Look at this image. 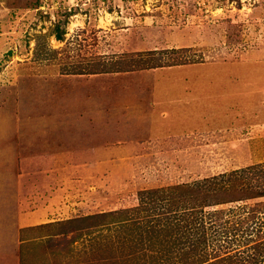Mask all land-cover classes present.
Masks as SVG:
<instances>
[{
	"label": "rangeland",
	"instance_id": "rangeland-1",
	"mask_svg": "<svg viewBox=\"0 0 264 264\" xmlns=\"http://www.w3.org/2000/svg\"><path fill=\"white\" fill-rule=\"evenodd\" d=\"M46 137L140 146L49 165ZM261 194L264 0H0V219L31 216L22 264H264Z\"/></svg>",
	"mask_w": 264,
	"mask_h": 264
},
{
	"label": "crops",
	"instance_id": "crops-1",
	"mask_svg": "<svg viewBox=\"0 0 264 264\" xmlns=\"http://www.w3.org/2000/svg\"><path fill=\"white\" fill-rule=\"evenodd\" d=\"M86 75L89 76H95V75H99L95 72H91L88 74H73V75H63L62 78L63 79H70L72 78H85ZM68 76V77H65ZM71 76V77H70ZM89 80H87V83H85L87 86L89 84L88 82ZM85 85V87H87ZM102 91H98L96 92V90H93L92 88H89V90L85 89L83 91H81V95L80 96H86V97H100ZM75 95H79V94H75ZM155 95H149V101L151 102V100H154V102H156V96ZM129 97V96H127ZM130 96V99H128V103L127 106L129 107V103L131 105V103H133L134 101V97ZM132 98V99H131ZM154 98V99H153ZM139 100H141L142 98H139ZM99 100V98H98ZM157 103V102H156ZM149 104V103H148ZM137 105H141V104H137ZM134 106V105H133ZM84 108H82V110L79 111V119H81L82 117H84V113H83ZM138 110H141V108H139ZM138 114H133L136 117H140V119L146 120V116H144L145 114H143L142 112H137ZM165 113V112H164ZM165 115V114H164ZM131 116V114H130ZM129 116V117H130ZM93 118V117H92ZM135 118V117H134ZM134 120H138L137 118H135ZM83 121H88L89 120H83ZM54 130H50L48 129V132H52ZM55 132V131H54ZM55 138V137H53ZM70 139H78V135L77 137H69ZM54 140V139H53ZM43 143L46 145V148L48 149L47 151L44 150L43 152H38L36 153L35 160H38V162H41L43 160V162H46L49 165H52L53 163L56 164H65V163H69L71 161H73L75 158L78 161H85L86 158L91 159V161H97L98 160H102L103 158V152H105V154L107 152H109L110 156L109 157H114V158H119L121 157L120 154L118 153V151L120 152H132V150L135 149L136 146H140V141L139 140H133L130 139L128 140V142L125 141H121V139H118V142H122V143H116V141H113L112 143H106L105 145L102 144H98L95 146H92L89 150H86L84 148H75L71 150H67L66 148H60L58 146V144L56 145V143L51 142V137H46L45 140H42ZM125 142V143H124ZM51 149V150H50ZM72 152V153H70ZM116 152V153H114ZM70 153V154H69ZM84 159V160H83ZM62 178L58 177V175L55 177V180H61ZM42 180H38V184H41ZM42 185V184H41ZM18 205V204H16ZM63 208V207H62ZM2 210H4V207L1 208ZM18 210V208H17ZM19 210L22 212L21 210V206H19ZM37 209L35 208L34 210H32V212H38L36 211ZM18 218L16 219V221L14 222L15 227H10V229H8V220H2L0 219V264H22V254L21 252V248L20 245H22V243H24L23 239L19 236L17 237V232L14 230H19L21 228H23L24 226H26V224H24L23 222L30 217H27L25 215L22 214H18ZM4 217V216H3ZM26 218V219H25ZM12 226V225H11ZM22 230V229H21ZM21 230L18 231V233H21ZM19 233V234H20Z\"/></svg>",
	"mask_w": 264,
	"mask_h": 264
},
{
	"label": "trees",
	"instance_id": "trees-1",
	"mask_svg": "<svg viewBox=\"0 0 264 264\" xmlns=\"http://www.w3.org/2000/svg\"><path fill=\"white\" fill-rule=\"evenodd\" d=\"M56 37H57V39H60V35L56 34ZM81 73H84V72H82V71H79V72L75 71L74 72V74H81ZM261 195H264V194H261ZM86 217H88V216H86Z\"/></svg>",
	"mask_w": 264,
	"mask_h": 264
}]
</instances>
